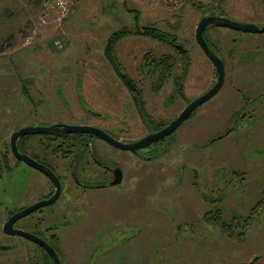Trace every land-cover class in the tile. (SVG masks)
<instances>
[{
  "label": "flooded vegetation",
  "instance_id": "af4514ba",
  "mask_svg": "<svg viewBox=\"0 0 264 264\" xmlns=\"http://www.w3.org/2000/svg\"><path fill=\"white\" fill-rule=\"evenodd\" d=\"M186 1L200 13L192 33L184 13L187 9H178L163 20L153 15L146 18L139 9L131 10L136 25H123L103 43L105 70L86 74L85 77H90L86 79L87 85L84 75L69 74L71 79L66 80L75 86L68 91L69 96L65 84L59 81L58 99L65 103L61 113L68 115L69 120L53 125H81L90 127V131L36 133L47 137L34 142L29 135L35 134L21 135L17 147L23 158L14 152L12 137L0 145L3 150L0 151V264H73L72 249L65 244L72 229V189L123 187L124 160L111 151L131 152L149 162L173 158L174 162L183 161L181 149L187 144L186 136L177 132L190 119L202 117L201 112L207 115L208 109H216L220 100H228V115L221 118V126L226 129L213 139L245 134L247 142H243L245 146L250 144L246 148L248 161L232 162V172L219 179L216 190L204 192L196 186L200 192L196 211L183 216V224L170 230L162 243L154 244L151 252L155 260L150 264H184L190 240L202 239L209 253L212 243L209 238L213 241L223 235L224 243L228 242V264H264V253L260 250L264 245V239L260 238L263 222L259 220L264 216V31H260L264 28V0H247L249 7L242 0L240 7L233 4L228 9L221 0ZM223 12L228 13V18L255 24L256 29L216 23L206 26L203 36L217 56L214 58L221 65L219 69L198 40L197 28L204 16H225ZM112 16L108 22L115 20ZM143 17L148 20L146 23L140 22ZM218 28L227 29L228 34ZM188 37L196 44L198 53L190 46ZM227 40L228 44L224 42ZM194 73L201 87L190 92L188 81ZM47 81L44 78L43 83L48 85ZM219 81L212 96L196 105L167 134L158 136ZM226 84L231 89L221 94ZM72 113L78 114L73 122ZM95 131H102L105 136ZM146 137H149L146 142L136 145ZM25 156L45 166L55 177L30 164ZM23 166L40 172L46 184L32 187L22 179L15 188L12 182L9 185L5 172L17 174ZM118 176L120 181L114 183ZM141 232L137 222L124 241L130 237L127 241L130 243ZM121 234L110 232V238L102 241V247L119 248L110 250V257L103 253L106 260L112 261L113 255L123 248L115 245ZM113 238L109 245L107 241ZM130 246L126 254L136 253L133 244ZM102 252L103 248L90 264H97L100 257L97 256Z\"/></svg>",
  "mask_w": 264,
  "mask_h": 264
},
{
  "label": "rangeland",
  "instance_id": "374dc122",
  "mask_svg": "<svg viewBox=\"0 0 264 264\" xmlns=\"http://www.w3.org/2000/svg\"><path fill=\"white\" fill-rule=\"evenodd\" d=\"M221 1L227 9L228 5H242V0ZM64 2L66 0H0V145L8 143L18 128L50 126L69 120L66 119L68 115L61 113L65 103L58 99L59 81H63L69 96L68 91L75 87L72 81L66 80L71 79L69 74L84 75V85H87L86 79L90 77H85L86 74L105 70L103 43L123 25H136L131 10L139 9L145 12L146 18L153 15L163 20L178 9H187L184 13L189 19L191 33L200 16L199 10H194L186 0H76L67 6L69 10L65 15ZM244 3L251 6L247 0ZM111 15L116 21L108 22ZM223 15L228 17V13L223 12ZM146 18L140 22L146 23ZM216 30L228 34L227 29ZM189 40L198 53L196 44ZM224 42L228 44V40ZM195 52L191 53L196 56ZM44 78L49 79L48 85L43 83ZM195 78L194 73L188 81L190 92L201 87ZM230 89L226 84L221 94ZM77 115L72 113V122ZM201 115L190 119L177 132L186 136L187 144L181 149L183 161L174 162L173 158L149 162L131 152L111 151L124 160L123 187L72 189V229L70 236L67 233L65 244L67 249H72L73 264H90L102 248L104 252L97 256H100L97 264L152 263L154 244L162 243L170 230L183 224V216L196 211L200 193L196 186L204 192H209L210 188L216 190L219 179L232 172V162L247 163L249 152L246 148L249 149L250 144L245 146V134L213 139L215 134L226 129L221 126V118L228 115V100H220L216 109H208L207 115L204 112ZM46 137L29 135V140L34 142ZM20 170L17 174H4L14 188L22 179L32 187L46 184L44 176L32 167L23 166ZM259 220L263 222L260 238L264 239V216ZM137 222L142 232L127 243L130 237L125 241L124 238ZM113 231L122 232L115 245L123 248L117 253L112 251L115 254L112 261H108L105 256H111L110 250L119 248L102 247L101 244ZM209 240L212 242L209 253L202 239L190 240L184 264H228V242L224 243V235L221 239ZM113 241L114 238L107 242L111 245ZM131 244L136 253L126 254ZM260 250L264 253V245Z\"/></svg>",
  "mask_w": 264,
  "mask_h": 264
},
{
  "label": "water",
  "instance_id": "95a60500",
  "mask_svg": "<svg viewBox=\"0 0 264 264\" xmlns=\"http://www.w3.org/2000/svg\"><path fill=\"white\" fill-rule=\"evenodd\" d=\"M217 1V0H216ZM209 23H216V24H220V25H226V26H232L238 29H256V25L255 24H247L245 22H240L237 21L235 19L232 18H228L227 16H213V17H208V16H204V18L200 21L199 26L197 28V38L198 40H200L201 44L203 45V47L205 48L206 52L210 55V57H212L215 61L216 59L214 57H217L208 47L204 36H203V32L204 29L206 28V26ZM260 31H264L263 29H260ZM219 69H221V65L218 63V61H216ZM220 81L218 82V84L211 89L208 93H206L205 95L197 98L196 100H194L190 105L189 108L183 112V114L180 116V118L178 120H176L174 122V124H172L171 126H169L168 128L163 129L162 131L159 132L158 136H163L165 134H167L169 131H171L173 129V127L182 119H184L185 117H187L191 111L194 109V107L200 103H202L203 101H205L206 99H208L210 96H212L216 90H218V85H219ZM90 127L87 126H81V125H69V124H58V125H52V126H26L23 127L22 129H20L19 131L15 132L12 136V145H13V150L16 154L19 155V151H18V147H17V139L19 136L21 135H25V134H36V133H53V132H74V131H90ZM98 134H100L101 136H105L104 132L102 131H95ZM149 137L144 138L143 140H141V142L137 143L136 145H139L142 142H146V140ZM143 145V144H141ZM125 148H128V145H124ZM130 147H134V146H130ZM19 157H21L19 155ZM23 158V156L21 157ZM30 164H32L33 166L37 167L38 169L44 171L47 175H49L50 177L54 178V173L52 171H50L49 169H47L45 166L40 165L39 163L34 162L30 157L25 156L24 157ZM120 181V176L117 177V179L114 181V183H117ZM59 192V188L57 193ZM32 208H30L29 210H27L26 212H29L30 210H32Z\"/></svg>",
  "mask_w": 264,
  "mask_h": 264
},
{
  "label": "built area",
  "instance_id": "2783aa9c",
  "mask_svg": "<svg viewBox=\"0 0 264 264\" xmlns=\"http://www.w3.org/2000/svg\"><path fill=\"white\" fill-rule=\"evenodd\" d=\"M63 1V0H62ZM76 0H66V10H64V15L68 12L69 8L67 7L69 4L75 2ZM72 7V6H71ZM71 9V8H70Z\"/></svg>",
  "mask_w": 264,
  "mask_h": 264
}]
</instances>
